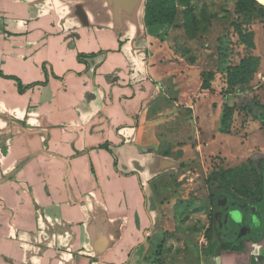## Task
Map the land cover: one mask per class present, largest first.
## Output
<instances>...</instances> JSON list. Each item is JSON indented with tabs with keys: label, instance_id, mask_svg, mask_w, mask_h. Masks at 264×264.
Returning <instances> with one entry per match:
<instances>
[{
	"label": "crops",
	"instance_id": "0c3cea01",
	"mask_svg": "<svg viewBox=\"0 0 264 264\" xmlns=\"http://www.w3.org/2000/svg\"><path fill=\"white\" fill-rule=\"evenodd\" d=\"M146 3L0 0V264H154L164 176L195 129L222 153L226 99L174 67ZM220 247L187 264H264V239Z\"/></svg>",
	"mask_w": 264,
	"mask_h": 264
},
{
	"label": "rangeland",
	"instance_id": "374dc122",
	"mask_svg": "<svg viewBox=\"0 0 264 264\" xmlns=\"http://www.w3.org/2000/svg\"><path fill=\"white\" fill-rule=\"evenodd\" d=\"M259 6L251 11L239 8L238 0H165L164 8L158 0L148 3L149 24L174 18L176 36L165 44L177 46V53L172 54L177 62L174 67L192 71L193 86L206 80L209 92H218L228 106L235 107L233 133L218 148L224 155L208 156L203 150L207 143L195 129L189 138L195 156L164 176L169 177L162 184L169 226L148 254L151 263L187 264L193 251L203 247L216 250L222 245L214 220L216 190L222 188L246 203L254 204L260 198L264 127L257 128L262 122L251 114V109L264 104V17L260 15L264 10ZM249 56L260 60L256 74L244 86H230L233 67ZM230 210L223 226L226 234L243 238L242 228L249 226L253 237L264 238V204L252 206L250 212L235 207Z\"/></svg>",
	"mask_w": 264,
	"mask_h": 264
},
{
	"label": "trees",
	"instance_id": "16d2710c",
	"mask_svg": "<svg viewBox=\"0 0 264 264\" xmlns=\"http://www.w3.org/2000/svg\"><path fill=\"white\" fill-rule=\"evenodd\" d=\"M150 1H157V0H147L146 3V15H145V23L148 27H157V26H175V22H174V18L166 21L165 23L162 24H149L147 22V10H148V3ZM175 1V0H173ZM160 6L162 8H164V4H165V0H158ZM254 6H259L257 5L255 0H238V7L239 8H243V9H248V10H254L256 8H254ZM259 8L263 9V7L259 6ZM176 11V10H175ZM260 15L261 17H264V13L263 11L260 10ZM259 63L260 60L258 57L255 56H249L246 58H243L240 62L239 65H235L230 73V77H229V85L232 87H241L246 85L251 78L253 77V75L256 74L257 72V68L259 67ZM209 83L207 84L206 80L202 85V88L200 90V94L202 96H208V95H217L218 92H209ZM255 109H260L264 112V105H259L257 107H255ZM235 112V107L234 106H228L226 105L224 107V111H223V115H222V119H221V128H220V132L223 134H231L232 131L230 130L231 128V123H232V118H233V114ZM251 114H253L254 119H258L255 114H254V109H251ZM259 120V119H258ZM263 127H264V123H262ZM101 148L110 150V144H105L103 145ZM259 168H260V173L261 176L260 177V193H259V199L257 200L256 203L252 204V203H246L245 201L238 199L236 197H234L231 193L227 192L226 190L220 188L218 190L215 191L214 193V197L216 198V209H220L222 212L226 213L231 207H235V208H239L241 210H248L250 212V208L254 205H263L264 204V162H261L259 164ZM227 197L228 198V203L226 207H219V202H218V197ZM214 220H215V224H216V231H218V233L221 235V240H222V245L220 247V249H225V250H230V249H237V250H242L243 249V242L250 240L251 237L250 236H246L243 238H238L233 237L229 234H226L224 231V227H221L219 224V221L215 218L214 216Z\"/></svg>",
	"mask_w": 264,
	"mask_h": 264
},
{
	"label": "flooded vegetation",
	"instance_id": "af4514ba",
	"mask_svg": "<svg viewBox=\"0 0 264 264\" xmlns=\"http://www.w3.org/2000/svg\"><path fill=\"white\" fill-rule=\"evenodd\" d=\"M259 171H260V169H259ZM261 172V171H260ZM260 177H262L261 176V173H260ZM260 193V192H259ZM221 200H223L222 201V203H221V205L219 204L218 206L219 207H226L227 206V203H228V198L225 196V197H223L222 198V196L221 197H218V202H220ZM231 213V210L229 209L226 213H224V212H222L220 209H216L215 210V218L219 221V224H220V226L221 227H223L225 224H226V222H227V219H228V217H229V214ZM248 228H250L249 226H247V229H246V227H243L242 228V231H241V234L242 235H244V237H246V236H250L251 237V239L250 240H247V241H252V240H254V241H262L264 238H262V237H258V236H256V237H253L251 234H250V232H248ZM251 229V228H250ZM249 229V230H250ZM247 231V234L244 232V231ZM251 231V230H250ZM245 233V234H244Z\"/></svg>",
	"mask_w": 264,
	"mask_h": 264
},
{
	"label": "water",
	"instance_id": "95a60500",
	"mask_svg": "<svg viewBox=\"0 0 264 264\" xmlns=\"http://www.w3.org/2000/svg\"><path fill=\"white\" fill-rule=\"evenodd\" d=\"M254 114L262 123H264V112L262 110L257 109V110L254 111ZM222 201L223 200H221L219 202L220 205H221Z\"/></svg>",
	"mask_w": 264,
	"mask_h": 264
},
{
	"label": "bare ground",
	"instance_id": "6f19581e",
	"mask_svg": "<svg viewBox=\"0 0 264 264\" xmlns=\"http://www.w3.org/2000/svg\"><path fill=\"white\" fill-rule=\"evenodd\" d=\"M259 4H261L262 6H264V0H256Z\"/></svg>",
	"mask_w": 264,
	"mask_h": 264
}]
</instances>
